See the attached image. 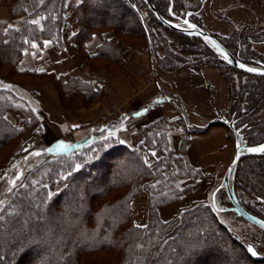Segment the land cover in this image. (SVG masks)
Here are the masks:
<instances>
[{
  "label": "rangeland",
  "instance_id": "374dc122",
  "mask_svg": "<svg viewBox=\"0 0 264 264\" xmlns=\"http://www.w3.org/2000/svg\"><path fill=\"white\" fill-rule=\"evenodd\" d=\"M183 1L184 4L179 2L176 8L179 9L177 12L185 15L180 19L169 20L177 25L188 27L184 23V19L188 16V19L193 24L198 26L197 22L201 21L204 25V11L207 9L206 5L210 0H199L200 5L197 0ZM81 2L82 0H66V7L60 10V17L50 20L49 23L43 21V15L36 17L33 21L38 27L55 26V29H58L59 32L38 39L40 41L32 39L30 44L21 49L22 57L20 54L16 55V61H2L0 58L2 120L16 131V134L10 135L6 142L0 143V213L7 208V204L15 191L19 190L20 187H28L33 182L36 183V187L42 188L51 197L66 194L72 188L73 183L76 182V180L72 179V177L77 179L78 176H73L74 172L82 168L85 160L93 158L97 150L93 148L94 152L92 155H82L79 162H69L66 158H56L55 156H57L58 152H52V154L43 152L35 156L34 151L39 149L48 150L51 145L62 142L65 144H61V146L68 147V151L71 152L81 148L82 146L72 144L76 143V141L71 140L80 136L85 130H90L91 132L96 130L98 126L102 127L103 124L101 123L103 121L117 120L121 111L136 109L159 93L158 86L152 81L160 80L161 65L171 61L172 58L176 65H181L190 59L194 62L201 59L200 61L204 62L206 57L212 59V53L220 55L225 60V63L228 64L225 57L208 39L193 34L186 35L200 39L181 38L170 32L168 30L170 28L166 27L154 16L143 0V4L139 0L137 4L143 14L144 23H147L151 29L150 37L145 36L144 32L136 28L135 24L129 20L128 26L131 28L119 29L115 25L107 23L100 27L97 25L93 26L87 33L81 30V36L76 39L77 43L75 39H72V36L76 35L81 27L83 29L82 25L84 23L79 22L78 16L82 12L84 14L87 0H84L81 8L78 9V5ZM12 7L11 1L0 0V26L5 25L10 29H18L21 27L25 14L21 13L18 16H14L13 13L16 12V9ZM170 10H172L170 15L175 18L176 11L174 10V3H171V1ZM188 10L189 12L187 13ZM151 15L159 23L155 22L153 28L151 27ZM72 28L76 29L77 32L68 37ZM203 28H205V25ZM96 32L101 37V44H104L97 56L95 55L101 44L97 46L93 54L85 48L87 40ZM212 34L214 35V33ZM242 34L243 31H233L228 37L226 36V39H232H229L230 45L236 46L240 44ZM184 41L188 43L186 45L182 44ZM67 42L75 44L72 50L80 56L74 72L63 75L55 71L23 69L21 61L24 51L32 45L39 43L47 54L60 55L59 53L65 50ZM188 44L190 46L197 45L198 47L188 48ZM250 45L247 42L242 43L243 58L246 55H251L264 61V54H261L260 50H255ZM113 47L119 50L118 55L110 54L112 52L108 53L107 50ZM48 59H51L50 55ZM241 61L249 66H257L254 61ZM235 69L234 67L225 68L230 75L223 70L228 75H226L227 78H231V83H228L230 87V102L233 101L231 105L236 104L239 111L237 114L234 111L236 106L231 108L230 105L227 114H220L235 120L236 127L241 128L246 142L253 138L254 141H259L264 139V105H259L260 109L254 114H242L245 110H250V104H247L245 100L246 97L243 98L246 86L243 89L242 86L252 80L247 76L249 73H243V71L240 73L236 71L238 69ZM48 85L51 86L50 89L44 87ZM48 107L55 111L58 120H51L47 117L46 109ZM147 121L148 119L142 122L145 123ZM215 125L222 124L217 123ZM148 126L144 127L145 133ZM166 126V124L163 125L164 128ZM228 130L233 146L232 152L234 151L235 153V134L229 127ZM131 135V129L126 131L124 135L118 136L113 133L110 138L109 136L100 138V143L97 147H105L107 143L118 142L134 148L128 143L131 140ZM57 137L61 138L55 143L50 142ZM153 144H155L154 140L148 139L146 136L147 149H153ZM134 149H136L135 154H132L127 146L115 151L122 150L119 158L123 162H130L127 161V156L137 157V160L143 165L144 171H150L152 178L147 180L148 176H142L139 186L133 189H131L130 182L108 187L102 196L97 194L99 191H92L96 196H100L97 206L93 205L92 207L93 211H96L103 202L115 200L121 196L125 197L128 212L121 221V227H132L140 232L137 238L139 240L136 243L140 253L134 255L132 264H156L157 258L169 238H166L161 243L160 248L155 251L148 250L152 247L149 244H147V247L142 245L144 243L143 237L147 241H152L153 239L150 237L152 233L149 232L150 228L155 227L157 230V224L160 222L165 223L162 225L163 227H170L175 223V216L178 213L182 210H188V213H190L197 205L199 207H202V205L211 206L216 220L234 235L233 238L239 241H234L237 245L242 246L241 243L252 242L264 253L263 229L261 230L254 223L238 216L234 211H217L213 206V193L221 184L225 171L232 160L228 166L223 169H217L213 173L210 179L204 183L205 189L202 193H196L199 190V187L196 190V186L199 183L194 185L197 178L189 177L188 174L191 175L194 168L190 166L184 155L180 154V157L183 156L182 158L184 159L180 162V167L172 159L171 162L168 159H166V162H164V159L157 162L152 161V152L143 146ZM251 160V158L240 160V168L244 169L247 162ZM109 169L110 167L103 168L104 177L108 174ZM236 175L233 180L234 191L235 185H237V192L244 203H247L251 209L253 208L257 212H264V202L259 201L249 191L238 188ZM187 177L189 178L187 179ZM89 195L88 191V197ZM153 199L154 203H152ZM216 201L220 209H228L232 206V202L224 189L217 192ZM152 204H155V207ZM87 212L83 214V218L90 219L91 212H89V209ZM154 212H157L158 216L156 218H154ZM101 222H98V224L95 221L92 222L91 228L97 231L102 230ZM101 241H105L107 244L99 246ZM96 243H98V246H92ZM83 244L89 245V247L75 251V256L80 254L78 256V264H121L122 262V252L115 248V244H110L106 239L95 237L89 241L87 238ZM33 257L32 261H36V256ZM22 264L26 263L22 262ZM252 264H264V260L252 262Z\"/></svg>",
  "mask_w": 264,
  "mask_h": 264
},
{
  "label": "trees",
  "instance_id": "16d2710c",
  "mask_svg": "<svg viewBox=\"0 0 264 264\" xmlns=\"http://www.w3.org/2000/svg\"><path fill=\"white\" fill-rule=\"evenodd\" d=\"M8 1H11L13 4L12 8L15 7L16 9V12L13 13L14 16H18L21 13L25 14L21 27L18 29H10L5 25L0 26V58L2 61L12 62L16 61V55H21V49L30 44L32 39L38 40L59 32L58 29H55V26L38 27L33 20L43 15V21L49 23L50 20L60 17V10L66 7V0ZM83 1L84 0L78 5V9L81 8ZM137 1L138 0H87L84 14L82 12L78 16L79 22L81 21L82 24L84 23V25H82L83 29L81 27L79 32L72 36V39L76 40L77 37L81 36V30L87 33L91 27L96 25L100 27L108 23L115 25L119 29L125 27L131 28L128 26L129 20L135 24L136 28L142 30L145 36L150 37L151 29L147 23H144L143 14ZM151 1L156 6L159 13L167 19H180L185 15L177 12L179 9L176 8L177 3L178 5L179 2L184 4L183 0H172L174 3V10L176 11H174L176 14L175 18L170 15V0ZM197 1L200 5V1ZM139 2L143 4L142 0H139ZM259 2L264 8V0H259ZM188 12L189 10L187 13ZM154 16L151 15L152 28L155 22L158 23ZM197 24L199 27H204L201 21L197 22ZM168 30L181 38L200 39L198 37H189V35L170 29ZM247 32L248 33L243 32L241 35V42L236 46L230 45V38L226 39V37H220L215 33L214 35L240 60L254 61L256 59L264 62L260 58L251 55H246L245 58H243V42H247L248 45L251 44L250 46L254 43L264 42V32L260 35H254L251 31ZM187 43V41H184L182 44L186 45ZM103 45L104 44L100 45L95 56L100 53V48ZM187 47L197 48L198 46H190L188 44ZM107 51L108 53L112 52L110 54H119V50L116 47L110 48ZM211 57L212 59L206 57L204 62H201V59H195L197 62L190 59L187 62H183L181 65H176V62H173L172 58L171 61L161 65L160 69L172 74L190 68L197 72L204 66L212 65L219 67L227 82L231 83V78H227L229 72L225 70V68L232 67L226 64L225 60L220 55L212 53ZM223 69L227 74L224 73ZM236 71L242 73L239 70ZM247 76L252 81L243 85L242 89L246 86L243 98L246 97L245 100L247 104H250V110H245L243 113L241 112L243 115L254 114L260 109L261 105H264V76L252 74H247ZM1 95L2 94H0V96ZM1 102L0 100V143H4L10 135L16 134V131L2 120ZM162 103H169L179 114V118L176 122L181 124L185 130V135L182 137V146L186 144L187 137L191 133H202L209 128L207 126L188 127L186 112L180 98L177 95L160 89L156 100L151 101L150 105H160ZM232 103L233 101L230 102V105ZM234 107V111L238 114L239 108L236 104L231 105V108ZM123 120L124 118H121L117 122L110 123L108 128H115L116 125L122 124L124 122ZM164 122L165 120H158L150 124L146 129L147 138L151 140L158 139L160 129L163 128ZM173 125L175 124L173 123ZM108 136L109 138L112 137L113 133L108 131L105 127L98 126L97 129L92 130L84 140L72 143L76 146H82L73 152L68 151V147L61 146V144H65L64 142L51 145L48 150L39 149L34 151L35 156H38L37 153L41 154L47 152L48 154L50 152L52 154V152H58L57 156H55L56 158H66L69 162H79L82 155H92L94 149L97 150L93 158L85 160L82 168L74 172L73 176L78 175L77 179L72 177L76 182L73 183L72 188L63 196L59 195L56 197V195H54L51 197L47 195L42 188L36 187L35 182L28 187H20L19 190L12 194L7 208L0 213V264H22V262L26 264H78V256L80 254L75 256V251L83 250L84 247H89V245L83 244V242L87 238L90 241L95 237L106 239L110 244L116 245L115 248L122 252L123 257L121 264H132L134 255L140 253L138 252L136 244L139 240H137V238L140 232L132 227H121V221L126 217V213L128 212L125 197L121 196L119 198L117 197L115 200L103 202L98 206L96 211H93L92 207L93 205L97 206L98 198L104 194L106 188L130 182L131 189H133L139 186L142 181V176H148L147 180H149L152 178V175L150 171H144V167L140 161L137 160V157L127 156L126 159L130 162H123V160L119 158L122 150L115 151L127 146L131 153L135 154L136 149L118 142L107 143L105 147H97L99 146L100 138ZM161 136L163 135H160V139ZM253 141L254 138L250 139L247 143L249 145H257L263 143L264 139ZM49 149L51 151H49ZM166 152L165 147L162 146L164 162H166ZM182 157L183 156H175L172 160L176 162V165L178 164L180 166V162L184 160ZM243 158H251L252 160L247 162L244 169L240 168L241 165L239 166L236 175L238 188L249 191L251 195L258 198L259 201L263 203L264 154L259 156L248 155ZM243 158L241 160H243ZM107 167H110V169L107 172L108 174L105 173L106 177H104L102 171L103 168ZM160 168L162 167L160 166ZM37 170H39V168H37ZM88 191L90 193L89 197ZM92 191H99L97 194L100 196H96ZM235 193L240 204L247 211L264 219V212H257L255 209H251L247 203H244L237 192V185H235ZM218 201L220 200L218 199ZM152 203H154V199ZM152 206L155 207V204H152ZM88 209L89 212H91V218H83V214L85 212L88 213ZM156 216H158L157 212H154V218H156ZM175 218V223L170 227H163L162 225L165 223L160 222L157 224V230L155 227L150 228L149 232L152 233L150 236L153 239L152 241H147L145 237L142 239L144 241V243H142L144 247H147V244H149L152 247L148 250L156 251L160 248L161 243L166 238H169L160 252L156 264H252V262L264 260V253H262L261 249L255 243L244 242V244L241 243L242 246L237 245L234 241H239L233 238L234 235L227 231L225 229L226 227L216 220L214 212L209 205H202V207L197 205L190 213H188V210H182ZM91 221H95L96 224L102 221V230H93L91 228ZM106 244L107 242L105 241L99 242V246H104ZM249 245H252L257 250L260 255L259 259H255L249 254ZM92 246H98V243ZM33 256H36V261H32V258L34 259Z\"/></svg>",
  "mask_w": 264,
  "mask_h": 264
},
{
  "label": "crops",
  "instance_id": "0c3cea01",
  "mask_svg": "<svg viewBox=\"0 0 264 264\" xmlns=\"http://www.w3.org/2000/svg\"><path fill=\"white\" fill-rule=\"evenodd\" d=\"M206 6L204 25L212 33L228 37L233 31H251L254 35L264 32V8L260 5L259 0H210ZM74 32L77 31L72 28L68 37ZM100 39L98 32L94 33L86 42V50L93 54L97 46L101 44ZM41 46L37 43L24 51L21 61L23 69L55 71L63 75L75 71L80 56L72 50L75 47L73 42H67L65 50L59 53L60 55L47 54ZM252 48L258 49L262 52L261 54H264V42L254 43ZM49 55L50 60L48 59ZM157 86L158 92L162 89L180 98L186 112L188 127H206L217 113L227 114L229 112L230 87L217 66H204L197 72L191 68L184 69L172 74L160 70V80L157 81ZM44 87L51 88L49 85ZM157 96L158 94L154 95L150 101L136 109L128 110L129 112L127 111L123 120L125 125H116L112 133L118 136L124 135L131 129L130 141L132 142L129 141V145L134 148L143 146L147 149L144 127L158 120H165L164 124L167 126L160 129V135L163 136L160 139V135H158V139L154 140V148L147 149L152 152V161L157 162L164 159L162 146L167 151L165 159L170 162L175 156L184 155L190 166L194 168L191 175L187 174L189 177L197 178L194 185L199 183L196 186V190L198 187L199 190L196 193H202L205 189L204 183L217 169L228 166L234 156L228 127L215 125L217 123L207 126L209 128L205 132L191 133L187 137L186 144L182 146L185 130L181 124L176 122L179 114L173 106H169V103L150 105V102L156 100ZM46 110L49 119L58 120L55 111L49 107ZM128 114L130 115L128 116ZM150 117L151 119H149ZM147 119V122H142ZM133 124L134 126H132ZM89 132L90 130H85L71 141L80 142L86 138ZM60 138H54L50 142L55 143Z\"/></svg>",
  "mask_w": 264,
  "mask_h": 264
},
{
  "label": "water",
  "instance_id": "95a60500",
  "mask_svg": "<svg viewBox=\"0 0 264 264\" xmlns=\"http://www.w3.org/2000/svg\"><path fill=\"white\" fill-rule=\"evenodd\" d=\"M148 7L151 9L153 14L157 17V19L163 23L166 27L173 29L175 31L185 33V34H193L198 35L202 38L208 39L218 50L219 52L225 57L227 56V63L240 71H243L245 73L253 74V75H262L264 76V62L254 60L255 64L257 66H249L244 64L236 55H234L216 36H214L210 31L203 27H199L195 24H193L189 19L188 16L184 19V23L188 27H183L180 25L175 24L174 22L170 21L169 19L162 16L159 11L157 10L156 6L153 4L151 0H143ZM172 3V0H170ZM172 9V7H171ZM172 10H170L171 12ZM194 26V27H192ZM240 65H243L244 67H240ZM248 69H254L255 71H248ZM215 123H220L222 125L228 126L235 134V153L234 157L229 164L228 168L225 171V174L223 176V179L221 181V184L217 187V189L214 191L212 196V203L214 208L217 211H234L236 214L240 217L245 218L246 220L250 221L251 223H254L257 227L264 230V219L259 218L258 216L252 214L251 212L247 211L239 202L236 193L234 191V177L236 175L240 160L242 157L248 156V155H262L264 154V151H249V149H259L262 146H264V142L257 144V145H248L247 142L244 139V136L241 132V128L236 127V123L234 119H229L227 116L222 115L220 113H217V116L210 120L207 124V126H211ZM221 189H224L226 193L228 194L232 206L228 209H220L217 205L216 201V194ZM249 248H251L256 255H252L251 252H249ZM249 254L254 257L255 259H259L260 255L257 252V250L250 245L248 247Z\"/></svg>",
  "mask_w": 264,
  "mask_h": 264
},
{
  "label": "snow or ice",
  "instance_id": "6c2138e0",
  "mask_svg": "<svg viewBox=\"0 0 264 264\" xmlns=\"http://www.w3.org/2000/svg\"><path fill=\"white\" fill-rule=\"evenodd\" d=\"M192 27H194V26H192ZM225 59H227V56H225ZM240 67H244V66L240 65ZM248 71H255V70L254 69H248ZM49 151H51V150L49 149ZM249 151H253V152H255V151H264V146H262L259 149H249ZM37 155H39V153H37ZM249 252H251L252 255H256V253L251 248H249Z\"/></svg>",
  "mask_w": 264,
  "mask_h": 264
},
{
  "label": "built area",
  "instance_id": "2783aa9c",
  "mask_svg": "<svg viewBox=\"0 0 264 264\" xmlns=\"http://www.w3.org/2000/svg\"><path fill=\"white\" fill-rule=\"evenodd\" d=\"M153 83H155V85H157V81H152ZM127 111L126 110H123V111H121L120 112V114H119V116H121V115H123V114H125ZM114 120V119H113ZM113 120H110V121H103L102 123L103 124H105V123H109V122H111V121H113Z\"/></svg>",
  "mask_w": 264,
  "mask_h": 264
}]
</instances>
